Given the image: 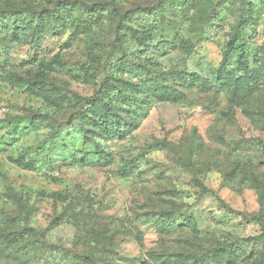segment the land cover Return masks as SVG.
Instances as JSON below:
<instances>
[{
	"label": "rangeland",
	"instance_id": "374dc122",
	"mask_svg": "<svg viewBox=\"0 0 264 264\" xmlns=\"http://www.w3.org/2000/svg\"><path fill=\"white\" fill-rule=\"evenodd\" d=\"M77 1L111 10L0 20V264H264V0H212L206 29L198 0Z\"/></svg>",
	"mask_w": 264,
	"mask_h": 264
},
{
	"label": "trees",
	"instance_id": "16d2710c",
	"mask_svg": "<svg viewBox=\"0 0 264 264\" xmlns=\"http://www.w3.org/2000/svg\"><path fill=\"white\" fill-rule=\"evenodd\" d=\"M190 3H191L190 0H172V1L166 0L165 2H161L160 5H163L162 7L168 6L170 8H177V6H179L183 10V7L189 8L188 6L192 5V3L191 5ZM197 5L200 8L203 7V9L205 10L203 14H201V16L199 17V20L204 25L203 29H206L207 27L205 26L210 25L211 22H213L214 20V17H213L214 4L212 0H198ZM208 7H209V10L207 9ZM108 9L111 10V8L106 7L104 5L89 4L88 2H85V1L82 2V1H77V0L57 1L55 2V6L53 9L51 10L43 9L41 11L33 7H23V6H19L15 4H12V5L7 4L4 6H0V20L10 18L14 22L18 21L17 24H19L20 26L21 25L22 26L23 25L32 26L35 29L38 27L40 29L45 27V28H48L49 30V29H52L53 27L55 28L63 27L67 22L65 15L73 14L74 19L70 21L71 26H73L75 29L80 30L81 32H84L87 29H89L94 23H96L99 18H104L103 13L104 11H108ZM148 9H150V7H148ZM131 13L132 12L130 11L122 12V13L119 12V13H116V17L113 18L114 20L117 18L116 24H115V34H116V40L117 39L122 40L121 44H124L125 40L127 39L123 31H121L122 27L125 28L128 25L126 21H123V19L125 16L130 15ZM138 14H140L139 11L135 15H138ZM194 18L195 16H193L191 19L193 20ZM157 19H158V14L154 16V21H157ZM165 25L166 24L164 23L163 19L162 21L155 22L153 23L152 26L146 29L147 33L150 34L153 31V29L159 32L160 30H163ZM150 37H151V34H150ZM154 38H157V37H153L150 39H154ZM154 42H158L160 44H165V43L173 44V41L171 39H165V40L155 39ZM117 48L116 50H114V53L117 56H120V57L123 56V53L121 50L124 48L122 49L120 48L117 49ZM114 53L109 52L106 54V56L108 58H112L114 56L113 55ZM121 59L122 58H119V61ZM228 60H229V56L225 57V61L227 62ZM233 77H234L232 78L233 81L235 80L238 81L239 78L236 75H234ZM112 88H110L108 85L106 87H103V85H100V88L97 90L96 93L84 99V100H88L90 104L94 106L93 107L94 109L99 108V112L101 115H106L107 117H109L108 120L102 121L103 123L94 122L96 121V118L92 117L91 122H93L92 124L95 125V127H98V128L104 127L106 130H117L118 128H120L118 124H116L115 121L113 120L110 121V117L115 115V109H114L115 104L109 100H105L106 94L108 92H111ZM254 91L255 89H252L251 93H253ZM247 94H248L247 90L243 89L241 91H238L237 92L238 99H236V101L238 102V101L243 100ZM162 257H164V255H162ZM162 259L164 260V258ZM205 259L208 260V255L205 256Z\"/></svg>",
	"mask_w": 264,
	"mask_h": 264
}]
</instances>
